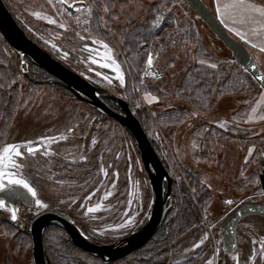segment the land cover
Instances as JSON below:
<instances>
[{
	"label": "rangeland",
	"instance_id": "374dc122",
	"mask_svg": "<svg viewBox=\"0 0 264 264\" xmlns=\"http://www.w3.org/2000/svg\"><path fill=\"white\" fill-rule=\"evenodd\" d=\"M201 1L219 21L215 11V1ZM70 2L76 4L81 10L77 11V7H72L74 12L71 13L65 10L58 0H51V3L49 0H6L11 14L25 32L54 59L75 73L123 97L129 95V93L126 94L128 76V81L138 96L133 105L138 103L139 107L145 108L153 119L156 127L151 136L163 160L165 162L172 160L177 167L179 177L175 180L178 182L182 180L188 188L183 175V169H187L196 174L212 195V202L207 211L200 210L199 212L200 219L196 226L201 229L192 228L176 238L175 249L165 256L166 263L195 264L199 261L197 264H207L208 260H212L213 264H264V247H262L264 245V219L259 216H247L241 221L240 235L241 240L243 239L241 245L246 246L248 252L244 263H240V259L245 257H241L238 253L225 254L220 240L221 223L236 205L254 199L264 200V191H255L257 186L261 188L259 179L258 182L256 180L250 184H246L243 180L253 174L259 175L261 172L259 162L264 152L259 154L257 152L264 151V119H261L264 116V99H262L264 90L259 91L257 101L252 107L257 111L253 113L251 109L245 121L249 125L246 128L237 126L231 120V114L241 105L240 96L223 97L210 111L202 115L205 121L217 122L219 125L223 123L222 128L235 136L220 142H212L207 138L208 136L203 135L198 138L199 143L193 145L191 131L194 128L193 125L198 122L193 116L175 127L168 138L164 132L165 128L157 122V113L171 106L176 108L185 105L168 98L161 100L150 91H139L123 63L124 54L120 51L122 40L117 35V29L114 28L116 25L126 24L132 20L143 19L145 4L148 1L115 0L113 8L116 15L111 17L113 22L109 23L113 25L111 32L108 31V21L103 20L109 12L103 10V19L98 23L101 28L111 33L110 39L106 40L91 34L90 24L94 7L91 0H70ZM250 2L264 6V0H250ZM86 8L92 9L91 15L88 14ZM36 12L46 18H37L34 15ZM184 18L196 22L202 39L211 53L218 56L229 55L226 47L193 11H190ZM48 19H54L57 23L49 24ZM60 24L64 27L61 28ZM256 27H258L256 24L242 25V29L249 33L250 44L224 28L232 38L249 51L264 75V52H261L259 47L251 46L252 43L258 45L264 43L258 36L252 35L251 29ZM93 40L98 43L94 44ZM99 41L107 43L111 52H107ZM53 45L56 47L53 48ZM65 52L68 53L67 57L64 55ZM173 52H176L175 56L172 55ZM151 55L153 65L150 71L158 74V77L155 78L153 75L145 77L146 60L141 81L152 82L163 91H169L173 85L179 84L185 65L184 52L174 51L171 48L166 49L158 57L159 64L167 63L171 56H173V61L165 68L156 67L154 61L157 56ZM109 57L115 59L120 65L125 76L124 86L120 85L112 67L106 69L113 71L115 73L113 75L100 70L105 68L101 65L110 63ZM26 60L28 59H25L24 68L29 70L30 67ZM49 76L52 77L50 74ZM29 81L19 68L17 55L0 34V110L2 107L5 108V102L12 89L17 87L20 95L26 96L16 101L7 123H1L2 113L0 112V154L8 144L20 145L23 153L21 158L13 154L12 162L5 160L0 168L15 174L17 178L28 181L36 190L37 198L48 205L47 208H38L32 197L33 205L29 207L20 204L10 206L6 202L4 207H0V219L10 222L13 228L7 231L0 227V264H33L31 245L30 247H17L14 237L27 232L28 222L41 212L49 210L64 212L84 230L88 235L87 238L97 243H105L123 238L135 231L137 227H141L152 201L149 180L135 149L134 141L122 126L116 125L107 116L99 117L98 112L77 100L70 91L59 84L36 86ZM146 93H150L156 99L148 103L144 99ZM242 135L251 136L254 139L245 141L239 138L243 137ZM41 138L47 139L42 140ZM28 141H32L33 145L41 144L42 149L29 155L23 149ZM249 149H253L251 156L248 154ZM13 164H21L22 167L18 169L13 167ZM88 171L95 172L93 177L88 178L89 182L83 178L85 176L83 173ZM5 184L7 185L6 178ZM109 192L110 196L107 195ZM190 192L196 199L193 191L190 190ZM137 196L139 197L138 209L136 207ZM229 199L234 203L231 205L224 203ZM195 204L198 205L197 201ZM88 208L97 210L90 213L87 211ZM13 209L17 210L15 221L11 219ZM127 220H132L133 223L128 227L120 228V225ZM205 234L208 235V240L199 248L195 247ZM54 238H52V244L57 245L58 240ZM151 243H154V240H151ZM139 249L133 253L138 252ZM138 253L129 254L138 262V260H143ZM68 259L69 264L72 262L73 264L96 263V260L78 252L69 254Z\"/></svg>",
	"mask_w": 264,
	"mask_h": 264
},
{
	"label": "trees",
	"instance_id": "16d2710c",
	"mask_svg": "<svg viewBox=\"0 0 264 264\" xmlns=\"http://www.w3.org/2000/svg\"><path fill=\"white\" fill-rule=\"evenodd\" d=\"M2 1L10 11L6 0ZM136 1L142 2L143 0ZM147 1L143 19L132 20L126 24L116 25L114 28L115 30L117 29L118 33H116L122 40L120 51L124 54L123 63L131 73H129V75L133 78L139 91H150L152 94L161 98V100L168 98L173 102L176 101L185 105L176 108L171 106V108L157 113V122L165 128V135L169 138L175 127L194 116L197 118L196 120L198 122L193 125L194 128L191 131V141L193 145H197V143H199L198 138H201L203 135L208 136L207 138L212 142H220L235 136L220 127L217 122L205 121L202 116L210 111L218 100L226 96H240L241 105L231 114V120L239 127H248L249 125L245 123V121L257 101L259 91L263 90L256 80L232 57L230 52L228 56H218L207 49L196 22L185 18V20L183 19V17L187 16L191 11L184 0ZM91 2L94 4L93 17L90 24V29L93 32H91V34L101 39H110L111 33L109 34L108 31H112L113 25L109 23L113 22V18L111 19V17L116 15V11L113 8L115 0H91ZM106 5H111L109 14L103 19L104 21H108V31L101 28V25L98 23L101 20L103 8ZM169 9H171V11H169ZM157 23H159V27L154 26ZM19 26L23 29L20 24ZM2 41L4 42L3 39ZM110 42L112 43L111 40ZM5 45L8 47L7 44ZM169 48L174 51L178 50L184 52L185 65L183 67L180 83L173 85L169 91H163L158 85L149 81H141V79L143 77V65L149 54L157 56L154 65L158 68H165L168 63L173 61L172 57L176 55V52H173V56H171L167 63L160 65L158 62V57ZM200 60H204L205 63L201 64ZM26 62L30 67L28 71L33 79L42 81L50 78L47 72L31 64L28 60H26ZM212 63L217 65L215 69L209 67ZM31 68L33 69L30 71ZM29 82L36 86L41 85L39 83ZM126 85V94L129 93V95L123 98L140 120L148 140L169 176L172 179L179 177L178 169L172 160H167L165 162L161 154L158 153V147L155 146V142L151 136L152 131L156 127L153 123V119H151L145 108L139 107L138 109L135 107L136 105H133L138 96L134 93L128 81V76ZM17 89L16 87L11 90L5 102V108L2 107L0 110L2 113L1 123L3 124L9 121L11 109L15 106L16 101H19L20 97L21 99L26 97L24 94L21 96ZM2 98H4L3 94ZM109 103L110 105H107L109 108L118 111L115 104L112 102ZM242 136L243 137L239 138L245 141L254 139L251 136ZM257 151L258 149L256 152ZM262 152L264 151H258L257 154ZM183 171L189 189L182 180L179 182L173 181L171 185L172 207L168 215V224L165 228L162 227L157 233L162 239L154 241V243H151L150 240V242H147L138 250L143 260H138L137 262L130 257V253L129 256L127 255L110 264H167L165 256L169 254L172 249H175L177 243L176 238L187 233L192 228H199L196 226L200 219L199 212L200 210L204 212L207 211L212 202V195L206 185L198 179L196 174L187 169H183ZM258 177V174H253L243 180L246 184H250L254 183L256 180L258 182ZM193 189L196 190L193 192L196 195V199H194L190 192V190L192 191ZM257 190L262 192V189L258 186L255 191L258 192ZM196 201L198 205L195 204ZM10 224V222L0 219V227H3L4 230H13ZM52 228L54 230H52ZM55 229L57 230L55 231ZM20 235L21 234L14 237L16 246L20 248L30 247L31 240L27 232ZM52 238L58 240L57 245L52 244ZM67 238V234L59 227L48 226L45 228L43 232V242L51 264H58L59 262L60 264H69V254L73 252L83 253L87 255L88 258L94 259L92 256L74 247L69 238L68 240ZM150 243L151 245H149ZM134 253L132 252V254ZM56 259L57 261L60 259V261L57 262ZM94 260H96L94 264H102L100 259L96 258Z\"/></svg>",
	"mask_w": 264,
	"mask_h": 264
},
{
	"label": "water",
	"instance_id": "95a60500",
	"mask_svg": "<svg viewBox=\"0 0 264 264\" xmlns=\"http://www.w3.org/2000/svg\"><path fill=\"white\" fill-rule=\"evenodd\" d=\"M184 1L188 8L200 18L226 49L229 50L232 57L250 73L264 90V83L258 79L263 73L249 51L228 34L201 0ZM62 6L65 10L71 13L74 12L73 8H68L67 5ZM0 34L17 55L20 70L31 82L63 86L77 100L90 106L99 114L117 121L126 130L134 141L135 149L147 174L152 195V208L145 223L138 230L110 244H102L90 240L68 216L62 213L44 211L35 215L27 225V234L31 240L33 264H51L43 242V232L48 226L60 227L65 231L74 247L100 259L102 264H110L139 249L156 232L170 210L172 201L171 185L173 182L148 140L140 120L130 109L124 98L70 70L40 47L19 26L2 0H0ZM25 59H28L33 65L44 70L52 77L42 81L34 80L30 76L28 69L24 68ZM102 71L106 74H113L109 69H102ZM103 99L113 101L119 111L110 109ZM23 149L26 151L24 147ZM260 166L262 170L259 174V179L261 188L264 191V155L260 161ZM0 199L10 206L21 204L29 207L33 205L32 196L27 190L18 185H9L3 191H0ZM251 215L264 217V205L254 202L239 204L225 217L222 223V236L226 249L229 246L232 248V244H234L236 224L242 218Z\"/></svg>",
	"mask_w": 264,
	"mask_h": 264
},
{
	"label": "snow or ice",
	"instance_id": "6c2138e0",
	"mask_svg": "<svg viewBox=\"0 0 264 264\" xmlns=\"http://www.w3.org/2000/svg\"><path fill=\"white\" fill-rule=\"evenodd\" d=\"M49 3H51V0H49ZM58 3L61 5H67L68 8L72 7H77V11H80L81 9L76 5L70 2V0H58ZM111 8V5H106L104 6V11L109 12ZM87 12L89 15L92 14V9L91 8H86ZM171 11V9H169ZM215 11L217 13V17L219 18V22L229 31L233 32L236 36H238L242 41L245 43H251L250 39L246 36L245 32L241 31L235 25L237 23L240 24H256L258 27L251 29L252 35L258 36L264 42V6H259L256 3L250 2V0H230V2L222 3V0H215ZM34 15L37 18H46V17H41V14L39 12L34 13ZM78 19V18H77ZM103 19V17H101ZM87 22V21H86ZM49 24H56V20L54 19H48ZM61 28L64 27L63 24L59 25ZM155 27H159V23L154 25ZM83 39V37H81ZM94 44L98 43V41L93 40L92 41ZM101 46L107 50V52H111V49L107 43H104L103 41H99ZM251 46L253 48L259 47V50L261 52H264V43L261 45H258L256 43H252ZM53 48L56 47V45L52 46ZM65 57H67L68 53H64ZM107 55V53H106ZM110 63H105L101 65L102 67H112V70L116 73V78L119 80V83L121 86L125 85V76L122 73L120 69V65L116 62L115 59H112L109 57ZM95 63V61H93ZM201 64H204V60H200ZM153 65V57L151 54L148 55L147 57V66L151 68ZM209 67L215 69L217 65L215 63H212L209 65ZM147 75V73H146ZM258 79L264 83V75H261L258 77ZM111 83V81H109ZM144 99L148 101V103H152L156 98L153 97L150 93H146L144 96ZM264 99V97H262ZM139 107V104L137 103L136 105ZM257 111L256 108L252 109V112L255 113ZM261 119H264V116L261 117ZM220 127H224V124H220ZM47 139V138H41ZM51 142V140H49ZM95 143V141H93ZM24 148L26 149V152L31 155L34 153H37L40 151V145L37 144L36 146H33L32 141H28L25 145ZM21 158L23 153L21 150V146L18 144H8L6 147L3 148L2 154H0V165H3V162L5 160H8L10 163L12 162V156ZM249 156L253 154V149L248 150ZM13 167L15 168H21V164H13ZM5 178L7 179V185H18L21 186L23 189L27 190V192L34 198L35 205L38 208H47L48 205L44 202H42L41 199L37 198V192L36 190L26 181L25 179L17 178L15 174L11 172H6L0 168V191H3L6 188L5 184ZM210 187V185H209ZM193 192L196 190L193 189ZM107 195H111V193H107ZM224 203L231 205L234 203L233 200H226ZM5 201L0 200V207H4ZM97 209L96 208H88V212H95ZM11 219L15 221L17 219V210L13 209L11 212ZM133 223L132 220H127L125 223L120 225V228H125L128 227ZM103 233H101L102 235ZM208 235L205 234L199 241L198 244L195 245V247L199 248L201 245L205 243L206 240H208ZM233 248H235V245H232ZM264 247V245H262ZM233 259H236V257H233ZM207 264H213L212 260H208Z\"/></svg>",
	"mask_w": 264,
	"mask_h": 264
},
{
	"label": "flooded vegetation",
	"instance_id": "af4514ba",
	"mask_svg": "<svg viewBox=\"0 0 264 264\" xmlns=\"http://www.w3.org/2000/svg\"><path fill=\"white\" fill-rule=\"evenodd\" d=\"M67 67V66H66ZM67 68H69V67H67ZM70 69V68H69ZM102 69H106V68H101L100 70L102 71ZM70 70H72V69H70ZM73 71V70H72ZM111 71V70H110ZM75 72V71H74ZM103 72V71H102ZM113 72V71H112ZM105 73V72H104ZM114 73V72H113ZM115 74V73H114ZM108 75H110V74H108ZM113 75V74H112ZM101 87H103V86H101ZM103 88H105V87H103ZM105 89H107V90H109L108 88H105ZM109 91H111V92H113V93H115V94H117L116 92H114V91H112V90H109ZM117 95H119V94H117ZM119 96H121L122 98H123V96L122 95H119ZM104 100V102L107 104V105H110V103L109 102H112L113 104H115L113 101H111V100H109V99H103ZM116 106V105H115ZM117 107V106H116ZM93 109V108H92ZM111 109V108H110ZM113 110V109H112ZM113 111H115V110H113ZM118 111H119V109H118ZM99 117H101V118H105V116L104 115H101V114H99L98 115ZM107 118H109V117H107ZM109 119H111V118H109ZM111 120H113V119H111ZM115 123H116V125H120L117 121H115V120H113ZM121 126V125H120ZM126 132V131H125ZM40 150L42 149V145L40 144ZM261 161V160H260ZM259 164H260V162H259ZM261 167V166H260ZM261 170H262V167H261ZM93 173H95V172H91V171H88V172H85V173H83V175H85L83 178H85L84 180L86 181H88V178L89 177H93L92 175H93ZM70 176V175H69ZM75 177L77 176V175H74ZM67 176H65V178H66ZM64 178V179H65ZM78 178V180H81V178L80 177H77ZM82 178V179H83ZM59 180H61V179H59ZM173 181H176L175 179H172ZM260 180V179H259ZM59 182H61V181H59ZM89 182V181H88ZM173 183V182H172ZM180 185V184H179ZM260 186H261V183H260ZM262 189V188H261ZM263 191V190H262ZM152 196V195H151ZM152 199V198H151ZM136 201H137V209L139 208V197L137 196V198H136ZM248 202H254V203H261V204H263L264 205V200L263 199H261V200H257V199H254L253 201H248ZM244 203H247V202H244ZM240 204H243V203H240ZM21 205V204H20ZM239 205V204H238ZM238 205H236V206H238ZM235 206V207H236ZM171 207H172V201H171ZM171 207H170V210H171ZM234 207V208H235ZM151 208H152V201H151V206H150V209H149V212H148V214H147V217L145 218V220H144V222H143V224L145 223V221H146V219L148 218V216H149V214H150V211H151ZM233 208V209H234ZM170 210L168 211V213H167V215H166V217H165V219L163 220V222L161 223V225L159 226V228L156 230V232L150 237V239L147 241V242H149L150 240H154V241H158V240H160V239H162L161 237H159L158 235H157V233H158V231H160V229L162 228V227H166V225L168 224V215H169V213H170ZM49 211H54V212H59V213H62V214H64V215H66V216H68L76 225H77V223H76V221L71 217V216H69L68 214H66V213H64V212H61V211H57V210H49ZM232 211V210H231ZM230 211V212H231ZM229 212V213H230ZM228 213V214H229ZM227 214V215H228ZM226 215V216H227ZM260 218H262V219H264V217H261V216H259ZM244 218H246V217H244ZM244 218H242L237 224H236V226H235V229H234V245H235V248H231L230 246H229V248L228 249H226L225 248V243H224V240H223V236H222V232H223V228H222V223H223V221H222V223H221V228H220V240H221V243H222V250H223V252L225 253V254H227V255H232V254H234V253H238V255H240L241 257H245V258H243V259H240V263H244L245 261H246V259H247V255H248V252H247V247L246 246H243V245H241V242L243 241V239L241 240V235H240V230H241V228H240V226L242 225L241 223V221L244 219ZM225 219V218H224ZM223 219V220H224ZM198 223H199V221H198ZM142 224V225H143ZM141 225V226H142ZM77 227L80 229V231L85 235V236H87L88 237V235L84 232V230L79 226V225H77ZM140 228V226L139 227H137L136 228V230H138ZM199 229H201V227H199ZM135 230V231H136ZM134 232V231H133ZM130 233H132V232H130ZM128 235V234H127ZM228 236V235H227ZM69 238V237H68ZM159 238V239H158ZM121 239V238H120ZM117 240H119V238L118 239H116L115 241H117ZM114 240L113 241H110V242H105V243H102V244H110V243H113V242H115ZM146 242V243H147ZM145 243V244H146ZM144 244V245H145ZM143 245V246H144ZM233 245V244H232ZM142 248V247H141ZM194 262H196V261H194ZM199 262V261H198ZM198 262H196L195 264H197Z\"/></svg>",
	"mask_w": 264,
	"mask_h": 264
},
{
	"label": "built area",
	"instance_id": "2783aa9c",
	"mask_svg": "<svg viewBox=\"0 0 264 264\" xmlns=\"http://www.w3.org/2000/svg\"><path fill=\"white\" fill-rule=\"evenodd\" d=\"M147 67V68H146ZM146 73H147V75H146ZM144 74H145V77L147 76V77H151V75H153L155 78L156 77H158V74H156V73H152L151 71H150V68L146 65L145 66V72H144Z\"/></svg>",
	"mask_w": 264,
	"mask_h": 264
},
{
	"label": "crops",
	"instance_id": "0c3cea01",
	"mask_svg": "<svg viewBox=\"0 0 264 264\" xmlns=\"http://www.w3.org/2000/svg\"><path fill=\"white\" fill-rule=\"evenodd\" d=\"M214 1H215V0H214ZM226 2H230V0H222V3H226ZM214 6H215V5H214ZM242 25H243V24L238 23V25H235V27H237V28L240 29L241 31L245 32L246 36L248 37L249 33H248L246 30L242 29ZM248 44H250V43H248Z\"/></svg>",
	"mask_w": 264,
	"mask_h": 264
}]
</instances>
